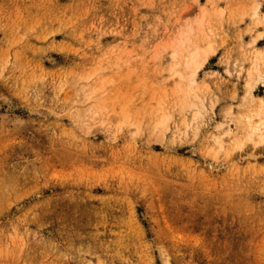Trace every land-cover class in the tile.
<instances>
[{"label": "rangeland", "instance_id": "1", "mask_svg": "<svg viewBox=\"0 0 264 264\" xmlns=\"http://www.w3.org/2000/svg\"><path fill=\"white\" fill-rule=\"evenodd\" d=\"M256 48L264 0H0V264H264Z\"/></svg>", "mask_w": 264, "mask_h": 264}, {"label": "bare ground", "instance_id": "2", "mask_svg": "<svg viewBox=\"0 0 264 264\" xmlns=\"http://www.w3.org/2000/svg\"><path fill=\"white\" fill-rule=\"evenodd\" d=\"M258 18V10L256 9L254 12V15L252 18ZM184 42V41H183ZM185 43V42H184ZM252 45V44H251ZM213 46V45H212ZM192 47V46H191ZM194 47V46H193ZM198 47H195L194 49H192L189 53V55L186 57V61L185 64L188 68L191 69L189 78L186 79L188 80L189 83V91L190 93H197L198 89L195 88V86L197 85V75L198 72L201 68L204 67V65L206 64V62L208 61L209 58V54H211L210 52H212V47L209 46L208 50H201ZM190 48V47H189ZM243 49V48H242ZM190 50V49H189ZM203 53L205 54V56L201 59V54ZM243 52V51H242ZM253 52V51H252ZM178 53H174L173 56H177ZM182 55V53L180 54ZM245 55V54H244ZM249 55V54H248ZM252 55V54H251ZM178 57V56H177ZM250 57V56H249ZM264 57V50L256 48L253 52V57H252V63L250 65L249 68H247V74H246V82H245V86H246V93L244 94V98L246 100V102L248 101V104L250 105V107H246L248 109H244L245 111L239 113V116L237 117L238 123L242 124L244 123L245 125V129H246V138L249 141H254L258 138L259 142L264 144V95L262 96H257L255 94V90L257 89V87L259 85H264L263 84V80H264V69H262V61H264L262 58ZM177 59V58H176ZM179 59V58H178ZM249 59V58H248ZM247 61V60H246ZM249 61V60H248ZM181 62V61H180ZM264 63V62H263ZM181 65V63L179 64ZM178 65V66H179ZM185 66V65H184ZM177 68V67H176ZM179 68V67H178ZM184 68V67H183ZM174 69V67H173ZM172 69V70H173ZM185 69V68H184ZM178 70V69H177ZM186 70V69H185ZM176 71V70H175ZM184 72V70H183ZM188 75V74H186ZM175 76L177 77V79H179L178 81H181L183 78V73L180 71L175 72ZM179 84V82H178ZM181 84V83H180ZM182 85V84H181ZM199 85V83H198ZM184 86V84H183ZM176 87V86H175ZM178 87V86H177ZM188 87V86H187ZM186 91V89H185ZM187 92V91H186ZM192 95V94H191ZM257 100V102H256ZM244 101V100H243ZM245 102V101H244ZM160 103V101H159ZM163 103V101H162ZM163 105V104H162ZM246 105V104H245ZM199 112V111H198ZM197 112V114H199ZM163 114V112H162ZM195 114V113H194ZM227 114L229 116H232V111L229 110L227 112ZM165 115V114H163ZM195 116V115H193ZM235 116V115H234ZM165 116V120H166ZM233 117V116H232ZM233 119V118H232ZM258 119V120H256ZM159 121V120H158ZM160 124H164V121H160L157 122ZM166 123V122H165ZM188 123V122H187ZM127 124V123H124ZM188 125V124H187ZM241 128V127H240ZM239 128V129H240ZM243 128V126H242ZM229 131V130H228ZM245 132V130H244ZM226 133H228L226 131ZM230 134V132H229ZM216 135V134H215ZM227 135V134H226ZM242 135V134H241ZM213 135H211L212 137ZM217 136V135H216ZM214 136V140L216 141V143L219 144V146L222 148L223 147V141H222V137H216ZM240 136V135H239ZM245 136V135H244ZM257 137V138H256ZM241 137H235L234 141L236 143V145L240 148L243 147V145L245 144V140H241ZM214 141V142H215ZM244 142V144H243ZM257 142V141H256ZM254 143V142H252ZM243 144V145H242ZM257 144V143H255ZM242 146V147H241ZM261 146V145H260ZM213 165L210 164V167H212Z\"/></svg>", "mask_w": 264, "mask_h": 264}]
</instances>
